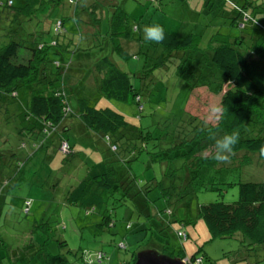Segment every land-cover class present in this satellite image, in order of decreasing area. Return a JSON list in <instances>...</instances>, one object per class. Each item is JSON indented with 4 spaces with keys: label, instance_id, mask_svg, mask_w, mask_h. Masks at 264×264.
Instances as JSON below:
<instances>
[{
    "label": "rangeland",
    "instance_id": "1",
    "mask_svg": "<svg viewBox=\"0 0 264 264\" xmlns=\"http://www.w3.org/2000/svg\"><path fill=\"white\" fill-rule=\"evenodd\" d=\"M73 1L77 5L70 4L69 0H57L55 5L46 3L31 20L20 18L9 24L4 15L11 13L12 8L0 7L4 11L0 13V46L14 34L18 39H27L28 34L43 35L51 44L55 23L62 20L67 37H58L57 48H63L64 54L50 57L70 61L66 77L71 76L68 78L71 85L67 81L65 86L72 113L76 111V99L85 97L93 106L109 107L121 113L128 125L121 139L119 133L104 139L86 130L76 116L68 117L64 123L70 128L62 135L73 154L67 156L58 151V138L31 136L25 131L24 115L33 83L20 86L14 98L3 96L0 102V264H25L24 261L40 264L45 253L62 254L69 264H124L131 253L149 247L152 250L156 247L157 251L165 248L167 256L181 250L189 256L195 254L203 257L202 264H264V245L256 249L247 246L249 241H243L239 234L212 238L199 215L203 204L235 201L239 182L264 181V161L238 165L230 160L218 167L205 165L192 170L180 156L184 149L175 145L177 125L187 119L184 108L190 98V87L199 79L214 87L222 78L210 62L209 41L214 40L216 44L220 36L231 35L233 40L241 34L242 30L233 23L236 11L222 0ZM231 1L240 6L248 2L243 10L264 26V0ZM14 2V6L19 4V0ZM113 2L128 15L126 25L130 38L120 41L125 56L113 51L110 40L103 35ZM93 5L99 8L100 31L96 34L93 27L95 31L86 34L84 30L93 25L87 8ZM150 24L163 26L164 31L179 40L192 34L195 46L169 51L161 43L148 41L143 30ZM250 28L243 31L264 37L261 31ZM252 41L253 37L246 35L242 45L249 48ZM73 50L74 53L68 52ZM103 56L130 73L133 87L141 97V111L133 102L107 99L97 93L93 66ZM209 93L200 90L203 100L206 98L213 106L218 97ZM140 129L150 133L144 143L139 137ZM113 142L121 145L116 153L107 147ZM40 143L44 147L34 151L33 145ZM134 145H147V148L136 160L127 162L132 159L129 149ZM127 146L130 148L126 149ZM158 151H161L158 157L150 155ZM114 159L118 161L112 163ZM18 161H23V165L14 174ZM100 161L112 164L124 176L130 165L131 172L140 181L139 187L158 182L151 184L153 188L146 196L141 193L137 199L139 211L149 210L150 218H144L141 213L142 217L137 216L133 208L137 197L132 200L120 190L105 193L102 206L90 213L80 205L66 202L68 191L85 175L87 168ZM167 209L172 215L164 212ZM103 215L113 220L112 226L102 224ZM178 230L187 235L184 241L177 238ZM63 241L60 246L59 242ZM121 242L125 250L117 248ZM98 251L105 255L101 263L95 257Z\"/></svg>",
    "mask_w": 264,
    "mask_h": 264
},
{
    "label": "trees",
    "instance_id": "2",
    "mask_svg": "<svg viewBox=\"0 0 264 264\" xmlns=\"http://www.w3.org/2000/svg\"><path fill=\"white\" fill-rule=\"evenodd\" d=\"M14 1L0 0V7L6 5V7L12 8L11 13H5L4 15L8 24L19 21L20 18L23 21L31 20L35 13L46 3L55 5L57 2V0H19V4L14 6ZM69 1L70 4L75 3L77 5L75 1ZM154 1L157 2L158 0ZM222 1L232 6V9L236 11L237 14L233 17V20H235L233 23L237 24L242 31H240V35L233 37V40L231 35H225L220 36V40H215L216 44H213L214 40L209 41L210 62L221 73L222 77L219 83L213 87L209 82L199 79V82L193 84L189 89L190 98L184 108L187 119L177 125L178 142L175 145H179L184 149V153L180 156L184 157L187 167L192 170L205 165L210 168L219 165L210 155L213 140L210 139L207 128H210L216 136H222L233 130L239 132L240 140L235 148V155L231 158L232 164L251 165L264 161L257 151L259 146L264 144V37L259 34L255 35L252 31H243L247 27H251L250 30H259L264 34V26L243 10V8H246V4H249L248 2H245L244 6H240L231 0ZM110 6L112 8L108 16V27L103 35L110 40L113 51L120 56H125L126 51L120 41L124 38H130V32L127 30L128 25H126L128 15L122 11L117 3L113 2ZM87 9L90 17L89 21L93 25H91V28H86L87 30H84V32L86 34L91 33L95 31L93 28L95 27L96 34H98L101 22L97 12L99 8L97 9V6L93 5ZM0 13H4V11L0 10ZM20 29L22 28L20 27ZM164 32L165 38L161 44L169 51L179 48L185 50L195 46L192 34L179 40L174 34ZM53 35L50 44L44 40L43 35L28 34L27 39H18L14 34L8 42L0 46V102L4 95H10L12 98L16 97L17 89L23 84L33 83L34 87L30 92L29 104L24 115V120L27 123L25 131L31 136L42 134L47 139L58 138L59 145L57 149L67 156L72 155L73 150L62 132L69 130V125L64 122L70 116L79 118L81 125L86 130L101 135L104 139L108 135L116 133L121 134L119 136L121 139L122 132L128 125L121 113L109 107L93 106L85 97L76 99V111L72 113L68 104V93L65 86L67 81L70 84L68 79L70 75L68 74V77H66L70 68V61L62 62L50 57L64 54L63 48H57L60 46L57 41L58 37L64 39L67 37L62 20L56 21ZM246 35L254 39L249 48L242 45ZM68 52L74 53L75 51ZM93 72L96 75L97 93L100 96L120 102L130 101L137 105L139 111L143 109L140 104L139 91L133 87L130 73L120 70L109 57H101L94 64ZM202 89L209 91V94H212L213 97H218L217 103L213 106L224 108L221 119L215 118L211 111L213 106L206 102V98L203 100L200 95ZM20 133H23V131L21 130ZM139 133L142 143H144L143 140L146 141L150 137L149 132L143 133L141 129ZM64 144L67 145L65 149L62 148ZM33 146L34 151L44 147L41 143ZM120 146L116 142L107 145L108 150L113 153H116ZM146 146L134 145L133 148L127 146L126 149L130 148L129 152L132 155V159L127 162L136 160L138 154L147 148ZM159 152L161 151L150 153V155L158 157ZM10 154V156H13L12 153ZM116 161L118 160L114 159L112 163ZM22 165L23 161H18L15 164L14 174L19 172ZM111 165L108 162L100 161L88 167L85 175L68 191L66 202L80 205L86 209V213H90L95 207L102 206L105 193L120 190L125 197L132 200L137 197L133 207L134 211L137 210V216L141 213L144 218H150L151 213L149 210L141 208V211H139L137 199L141 193L146 196L147 191L153 188L151 184L158 182L151 181L139 187L137 183H140V181L131 172L130 165L125 176L121 175ZM137 188L138 191L135 193ZM26 204L28 206L29 203L26 201ZM164 212L172 215L170 209L164 210ZM158 215L160 217L161 213H158ZM199 215L212 238L233 237L239 234L243 237V241L246 239L249 241L247 246H252L254 249L263 246L264 181L239 182L235 201L230 203L214 201L203 204L199 208ZM102 220L103 225L108 227L113 225V220L109 216L103 215ZM140 224H144V220ZM129 226L130 224L126 225L127 228ZM43 229L45 230V228ZM175 234L180 241L187 238L182 230L176 231ZM64 242H59V245L61 246ZM44 245H42L43 248H45ZM117 248L126 249L125 244L122 242L117 245ZM149 249L151 248L149 247ZM155 249L156 247H153V250ZM157 252L166 255L165 248ZM97 253L102 255L101 259L97 258ZM97 253L95 255L96 260L101 263L105 255L100 251ZM136 254L137 252L131 253L130 259L124 264H134ZM171 257L186 258L188 264H196L198 260H200L198 264L203 262V257L195 254L189 256L182 250L178 251L176 255L171 254ZM24 263L26 264L27 261H24ZM40 264L69 263L62 254L45 253L40 260Z\"/></svg>",
    "mask_w": 264,
    "mask_h": 264
},
{
    "label": "clouds",
    "instance_id": "3",
    "mask_svg": "<svg viewBox=\"0 0 264 264\" xmlns=\"http://www.w3.org/2000/svg\"><path fill=\"white\" fill-rule=\"evenodd\" d=\"M144 37L146 40L161 43L165 38L163 26L159 24L145 25ZM216 119H221L224 108L222 106H213L211 109ZM207 128V125H206ZM210 139L213 140L211 148V158L218 164H226L235 155V148L240 140L238 131L226 132L222 136H216L210 128H207ZM260 158L264 159V144L257 149Z\"/></svg>",
    "mask_w": 264,
    "mask_h": 264
},
{
    "label": "water",
    "instance_id": "4",
    "mask_svg": "<svg viewBox=\"0 0 264 264\" xmlns=\"http://www.w3.org/2000/svg\"><path fill=\"white\" fill-rule=\"evenodd\" d=\"M134 264H186L178 257L159 254L157 251L148 249L136 254Z\"/></svg>",
    "mask_w": 264,
    "mask_h": 264
},
{
    "label": "built area",
    "instance_id": "5",
    "mask_svg": "<svg viewBox=\"0 0 264 264\" xmlns=\"http://www.w3.org/2000/svg\"><path fill=\"white\" fill-rule=\"evenodd\" d=\"M66 147H67V145L64 144L62 148L65 149ZM121 246H123V245L121 244ZM97 258H98V259H101V258H102V255H101L100 253H97ZM182 260H183L186 264H188V260H187L186 258H184V259H182ZM199 261H200V260H198L196 264H198Z\"/></svg>",
    "mask_w": 264,
    "mask_h": 264
}]
</instances>
